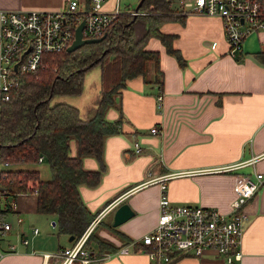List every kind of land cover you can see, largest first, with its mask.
<instances>
[{
  "label": "crops",
  "instance_id": "0c3cea01",
  "mask_svg": "<svg viewBox=\"0 0 264 264\" xmlns=\"http://www.w3.org/2000/svg\"><path fill=\"white\" fill-rule=\"evenodd\" d=\"M67 1L0 0V10H58ZM79 1L85 5V0ZM118 1L121 7L122 0ZM116 2L106 0L104 8L111 10ZM130 6L128 3L124 9L136 10ZM161 29L175 34L173 45L185 59L184 64L167 52L159 38L148 39L146 48L159 51L161 83H146L142 75L126 80L116 107L106 111L108 120L122 121L121 132L105 138L100 182L79 186L92 213L108 207L101 223L110 220L112 225L117 206L123 202L130 205L134 214L120 225H112L123 234L116 236L107 228H100L98 234L113 241L117 249L129 245L132 250L112 251L110 256L88 264H152L139 247L141 236L156 224L161 190L157 182L144 183L146 180L175 173L166 182V192L173 203L215 207L229 213L236 197L235 174L253 175L254 169L264 174V55L260 60L255 54L264 53V29L248 34L236 55L230 52L218 16L185 14L183 21L164 22ZM98 86L99 96L100 77ZM160 89L162 100L158 106ZM78 109L81 114V106ZM153 125L159 128L157 134L150 133ZM135 142L141 146L139 152L134 149ZM70 149L71 154L76 153L74 140ZM242 161L248 163L232 171L202 170ZM82 162L86 169L101 166L93 156H85ZM17 200L18 212L27 214L31 206L21 195ZM243 209L247 219L240 260L228 262L208 250L201 256H181L169 264H264V182ZM33 224L24 222L23 227L27 230ZM62 235L66 243L61 240L64 237L54 238L39 231L27 244L12 235L17 241L16 249L0 256V264H44L45 253L70 244V236ZM92 247L102 254L96 242Z\"/></svg>",
  "mask_w": 264,
  "mask_h": 264
},
{
  "label": "trees",
  "instance_id": "16d2710c",
  "mask_svg": "<svg viewBox=\"0 0 264 264\" xmlns=\"http://www.w3.org/2000/svg\"><path fill=\"white\" fill-rule=\"evenodd\" d=\"M84 2L89 5L90 0ZM136 11L118 14L99 41L71 51L43 53L38 68L19 72L10 97L0 101V184L9 192L5 200L17 199L24 192L34 194L36 211L53 215L59 234L76 238L96 216L84 203L79 186L100 182L105 138L121 132L122 121L108 120L106 111L116 107L126 80L142 75L146 83H161L159 51L146 48L148 39L159 38L168 53L181 65L185 62L173 45L175 34L161 29L164 22L184 20L185 14L172 0H143ZM255 54L262 60L264 53ZM94 66L100 68L99 96L93 114L82 117L77 106L56 98L80 95L85 72ZM71 140L76 142L75 154H71ZM40 155L49 166L48 179L41 178L38 168L15 167L39 163ZM85 156L97 158L100 168H84ZM5 162L9 165L4 167ZM95 242L101 253L117 249L102 237Z\"/></svg>",
  "mask_w": 264,
  "mask_h": 264
},
{
  "label": "built area",
  "instance_id": "2783aa9c",
  "mask_svg": "<svg viewBox=\"0 0 264 264\" xmlns=\"http://www.w3.org/2000/svg\"><path fill=\"white\" fill-rule=\"evenodd\" d=\"M106 0H90L89 5H80L79 0H69L58 10L4 9L0 10V101L10 97L15 87L17 74L36 70L43 53L67 48L75 37L76 27L83 22L82 36L95 38L106 33L113 19L120 13L137 14L138 11L120 8L117 0L111 10L104 8ZM182 14H204L218 16L230 52L236 55L241 50L243 39L251 32L264 29V0H180ZM16 65V67H15ZM158 106L162 91L157 94ZM157 125L150 127V133L157 134ZM136 152L141 150L139 142L134 143ZM43 156L38 157L41 162ZM247 161L224 165L203 171H232ZM5 162L3 166H8ZM175 173H166L146 180L157 182L161 195L159 212L154 228L141 236L139 249L144 251L152 264H169L181 256H201L213 251L226 261L242 257V234L247 213L243 206L264 182V174L256 169L250 173L235 174L236 197L231 202L229 213L215 207L173 203L166 192V182ZM9 192L0 184V256L14 251L17 241L29 243L30 237L39 233L37 226L24 227V218L18 212V200H5ZM102 209L91 220L85 230L69 245L45 253L44 264H88L91 261L110 256L111 252L99 254L88 242L95 225L101 220ZM13 215L11 222L7 215ZM24 226V227H23ZM17 241L13 240V236ZM129 245L118 248L114 253H127Z\"/></svg>",
  "mask_w": 264,
  "mask_h": 264
},
{
  "label": "rangeland",
  "instance_id": "374dc122",
  "mask_svg": "<svg viewBox=\"0 0 264 264\" xmlns=\"http://www.w3.org/2000/svg\"><path fill=\"white\" fill-rule=\"evenodd\" d=\"M179 1L180 0H172V5L173 6H177V4L179 5ZM130 3V7H135L137 5V0H122L121 1V7L122 9H124V6L126 4ZM99 77H100V69L99 66H94L89 68L86 72H85V77H84V89L83 92L80 95H68V96H62L56 99H60V100H64L66 102H69L75 106L80 107L81 106V114L83 117H89L93 114V110H94V104L96 103V99L98 98L97 96V91L98 89V82H99ZM75 141V140H74ZM16 168H39L40 170V176L43 179H48L50 178V169L49 166L47 164V161H43L41 163H36V164H18L15 165ZM150 175L148 174L147 178ZM22 196L23 199H25L27 201V205L30 207L31 209H29V211L27 212V214H21L20 215L25 219V224L27 223H34V226H37L40 231L41 234H49L52 235L54 238H56L57 236L60 237H64L63 242L66 243V238L65 235L59 234L58 233V229L56 225L52 224V221H56L55 217L53 215H49V214H44V213H39L35 210L34 205H35V195L31 194V193H22L20 194ZM18 202V201H17ZM6 219H9L11 222H13L14 220V216L13 215H7ZM88 226V225H87ZM110 227H113L110 223H99L97 225H95L94 229V236L91 238L92 242L90 241V236L88 238V242L90 241V245L92 246L93 244H95V238L96 237H102L104 239H106L108 242L113 243V241L107 239L106 237H103L101 235L98 234V230L100 228H107V230L116 235V236H120L119 234H117L116 232H114ZM93 229V230H94ZM62 235V236H61ZM95 246V245H94ZM98 249V245L96 247ZM99 250V249H98Z\"/></svg>",
  "mask_w": 264,
  "mask_h": 264
},
{
  "label": "water",
  "instance_id": "95a60500",
  "mask_svg": "<svg viewBox=\"0 0 264 264\" xmlns=\"http://www.w3.org/2000/svg\"><path fill=\"white\" fill-rule=\"evenodd\" d=\"M142 1L143 0L138 1L137 5L135 6L136 10L141 5ZM82 26H83V22H81L76 27L75 37H74L73 41L71 42V44L66 48L68 51H71V50L79 47L80 45H82L84 43L99 41L106 35V33H104L103 35H101L99 37L84 38L82 36ZM15 67H16V65H15ZM133 214H134V211L132 210V208L130 207V205L127 202L121 203L120 205L117 206V208L114 211L112 225L113 226L120 225L122 222H124L128 218H130ZM52 223L55 224V221H53ZM73 239H74L73 235L69 237V241H72Z\"/></svg>",
  "mask_w": 264,
  "mask_h": 264
}]
</instances>
